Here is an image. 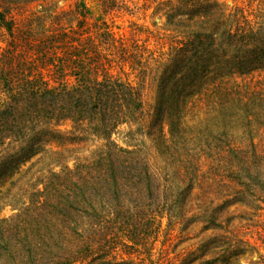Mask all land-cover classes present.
<instances>
[{
    "label": "trees",
    "instance_id": "16d2710c",
    "mask_svg": "<svg viewBox=\"0 0 264 264\" xmlns=\"http://www.w3.org/2000/svg\"><path fill=\"white\" fill-rule=\"evenodd\" d=\"M32 1L0 0V25L9 36L0 53V209L10 205L14 210L0 215V264H118L110 252L144 242L155 215H169L177 204L166 173L153 168L142 147L119 145L111 137L118 125H138L145 115L138 88L111 69L127 64L139 77L150 59L125 45L104 21L89 24L80 3L63 10L46 7L49 0H36L41 9L19 27L12 8ZM215 15L209 14L214 21L202 31L183 32L165 61L154 59L160 67V95L148 132L155 129L161 142L175 138L171 144L180 148L173 157L178 172L190 166L192 173L202 153L250 180L259 144L249 126L260 116L264 138V94L236 91L227 80L264 69V20L232 13L230 21L231 14L223 10ZM194 93L207 99L204 110L209 112L243 105L228 120L242 123L244 141L225 128L211 130L189 153L182 145L190 139H182L186 125L180 126V112L181 106L188 109L184 98L191 102ZM197 104L196 114L203 106ZM62 121L71 124L67 134L57 129ZM81 132L100 143L83 156L68 157L71 164L61 149H45L51 142L79 140ZM41 152L51 157L34 168L31 159ZM227 202L210 209L206 228L220 227ZM220 256L219 264H227ZM216 261L214 256L200 264Z\"/></svg>",
    "mask_w": 264,
    "mask_h": 264
},
{
    "label": "rangeland",
    "instance_id": "374dc122",
    "mask_svg": "<svg viewBox=\"0 0 264 264\" xmlns=\"http://www.w3.org/2000/svg\"><path fill=\"white\" fill-rule=\"evenodd\" d=\"M79 3L87 12L89 24L93 21H104L116 37L122 38L125 45L131 47L133 51L140 50L144 57L150 59L146 72L139 77L127 64L111 69L115 76L130 81L138 88L145 114L142 123L138 125H118L111 137L119 145L141 146L153 168L166 173L170 181L168 184L173 186L172 195L177 197L174 212H169V215L164 213L155 215L153 231L146 240L131 248L116 247L109 254L112 262L200 264L203 260L215 256L217 259L215 264H219L222 261L220 256L222 253L227 258V264H264V138L260 133L262 123L260 116L252 118L249 126L252 129L251 138L259 144L256 157L251 163L250 180H247L241 171L228 168L217 162V159L205 157L202 153L191 170V172L196 170L194 175L192 173L195 170L190 173V166L186 168L188 169L186 173L178 172L177 162L173 157L180 148L176 150L171 144L175 138L173 140L167 138L161 142L155 129L148 132V129H153L149 124L160 95L158 87L160 67L157 62L165 61L180 35L195 29L202 31L214 21L218 10L230 13V21L234 19L232 13L235 17L242 14L248 20L263 21L264 0H49L44 5L49 9L69 10L74 9ZM17 5L12 8V15L19 27L23 26L26 17L34 15L41 9L40 2L36 0ZM211 11L212 13H209ZM209 14L215 16L210 19ZM72 23H75L74 20ZM8 40L7 31L0 25V53ZM49 82L56 84L52 80ZM68 82L71 83V78H68ZM230 84L236 87V91L249 89L264 94V69L234 74L228 77L227 86ZM191 96L193 97L190 100L193 103L187 102L189 98L185 97L188 109L181 106L180 112V126L186 125L184 130L180 129L182 139H190L182 145L189 153L192 149H198L194 144L202 143L204 137H209L211 130L215 132L225 128L231 133L232 138L244 141L246 135L242 123L228 120L229 116L241 113L243 105L217 106L218 108H212L209 112L206 105L204 110L206 98L198 99L196 93ZM196 104L203 105L201 109L205 114L201 113V109L197 114L194 113L197 109ZM223 121L225 127H222ZM161 125L165 136L169 137L165 120ZM189 125L190 128L187 127ZM57 129L67 134L71 124L62 121L57 125ZM81 133L79 140L51 142L45 149H61L67 158L83 156L99 144L100 140ZM182 156L183 152L179 157ZM50 157L49 154L42 152L35 155L31 159L37 163L34 168H37V165L43 167V160L47 162ZM70 158L68 163L71 164ZM190 179L193 181L192 188L191 185L189 188L185 187ZM225 200L228 202L222 212L225 211L226 215L221 214L220 227L206 228L204 220L208 217L210 209ZM13 211L10 205H3L0 215L8 216Z\"/></svg>",
    "mask_w": 264,
    "mask_h": 264
}]
</instances>
